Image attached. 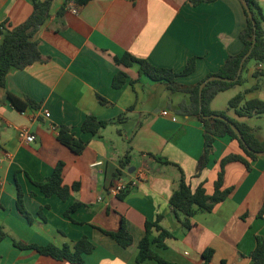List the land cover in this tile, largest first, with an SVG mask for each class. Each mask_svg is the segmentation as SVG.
Here are the masks:
<instances>
[{"label":"crops","instance_id":"0c3cea01","mask_svg":"<svg viewBox=\"0 0 264 264\" xmlns=\"http://www.w3.org/2000/svg\"><path fill=\"white\" fill-rule=\"evenodd\" d=\"M257 1L264 10V0ZM69 2L53 0L51 17L36 36L42 60L11 70L6 87L0 88V229L6 233L0 243V264H72L20 249L15 243L73 248L83 237L96 246L84 256L85 264H158L137 261L146 222L158 217L161 227L174 236L165 239L166 246L152 248L172 264H203L208 249L214 251L209 264H255L251 253L256 237L264 236V218H258L264 204V155L252 163L251 171L240 162L229 163L224 188L233 187V192L212 212L196 214L192 228L186 230L170 205L181 171L193 190L203 184L212 195L222 159L243 151L229 136L218 138L207 169L195 177L204 128L197 118L178 111L180 103L189 102V95L172 93L165 83L139 77L137 67L128 69L114 61L115 56L130 53L157 67L182 72L190 59L197 58L196 70L178 78L182 85H197L243 50L240 33L247 17L242 2L217 0L195 7L188 0H93L77 13L68 9L60 15ZM32 13L31 0H0V27L3 23L17 27ZM119 72L128 73L129 79L122 89H115L113 80ZM256 72H261L259 78ZM242 75L243 84L220 93L212 110L226 112L217 106L220 95H227L231 118L236 115L229 101L240 92L249 90L247 101L264 100V63L250 62ZM8 93L31 98L38 106L21 112ZM99 95L109 104H102ZM89 115L126 119L92 135L81 130ZM245 121L264 141V116ZM60 125L70 127L87 143L81 155L58 141ZM22 128L36 141L22 140ZM128 151L131 160L122 169L120 161ZM151 155L176 165L162 164ZM60 161L66 164L64 184H81L67 201L57 195L47 197L30 180H46ZM120 184L127 185L123 199L119 198L123 192L112 193ZM19 186L32 222L18 209ZM75 203L81 206L67 217ZM123 220L134 238L128 248L94 227L116 232ZM158 235L154 231L152 238Z\"/></svg>","mask_w":264,"mask_h":264},{"label":"trees","instance_id":"16d2710c","mask_svg":"<svg viewBox=\"0 0 264 264\" xmlns=\"http://www.w3.org/2000/svg\"><path fill=\"white\" fill-rule=\"evenodd\" d=\"M93 0H71L64 5L59 14H63L65 10L73 3L78 9L84 7ZM217 0H188L192 6H199L202 3H212ZM244 7L247 17V25L240 33V39L243 43V50L237 54L230 56L225 64L218 72L209 74L204 80L194 86H185L178 82V78L192 74L197 67V58H192L188 62L186 68L182 72H176L172 69L161 68L153 65L148 60L137 58L130 53H124L122 56H115L114 61L118 65L125 68H138L139 77L146 76L155 82L165 83L168 90L172 93H184L189 95V102H182L178 106V111L182 115L197 118L204 128V149L199 158L195 177H200L207 169L211 155L214 153V144L218 138L229 136L232 140L239 143L243 153L229 154L222 159L220 163V171L215 182L214 193L208 195L203 184L196 189H192L191 183L186 175L181 171V180L178 189L170 198V205L173 207L177 218L181 221L186 230H190L193 226L192 218L200 212H212L215 207L224 202L234 188H224L225 168L229 163L240 162L251 171L252 163L257 161L264 155V141L260 140L254 128L245 120L253 117L264 116V100L254 99L247 101L245 94L249 90L240 92L229 101V109L235 112L236 118L229 117L225 112L214 111L211 108L213 100L223 92H226L236 86L243 84V75L241 74L236 81L226 82L221 80H212L207 83L200 94V86L210 77H221L224 79L235 80L244 57L249 53L251 48L254 49L251 55L244 63L243 71L252 61L256 63H264V10L257 0H240ZM33 5V13L29 19L23 24L8 28L5 23L0 27V88L6 87L7 77L13 69H25L34 63L41 61L42 56L39 50V42L36 39L37 34L51 17V8L53 0H31ZM245 3L251 11L248 13ZM254 40L256 44L254 45ZM243 73V72H242ZM261 72H256L254 76L259 78ZM129 75L126 72H119L113 80L115 89H122L128 82ZM135 81H131L134 85ZM257 87L252 90H256ZM102 104H109V101L102 96H98ZM8 99L11 104L19 111L23 112L28 107L37 108V104L31 99L21 98L8 93ZM224 117L223 120L219 117ZM126 119L124 115L115 121L100 120L93 115H89L82 124L83 133L98 135L102 130L114 123H121ZM235 125L241 132L240 138L233 126ZM58 130V141L74 154L81 155L87 148V143L76 136L70 127L60 125L56 127ZM155 160L165 165H176L167 158L161 156H153ZM131 157L128 151L124 158L120 161V168L124 169L130 163ZM66 164L60 161L53 174L46 180L38 182L30 177L31 182L37 186L41 192L50 197L57 195L63 201H67L73 192L79 191L80 182L74 183L72 186L64 184L63 174ZM179 167V166H178ZM121 174V170L118 171ZM123 192L119 198L123 199ZM19 211L30 221H33L32 215L27 211L24 204V195L19 186L17 199ZM81 206L80 203L73 204L66 212V216L70 217L71 213ZM181 215L183 219H181ZM40 216L45 220L43 214ZM258 218H264V204L258 213ZM162 217H158L154 222L147 221L145 225L146 235L139 244V254L137 261L143 263L147 260H154L158 264H172L161 256H159L152 248L153 244L161 247L165 245V239L173 237V233L163 229L160 225ZM105 235L114 239L123 248L130 247L134 238L128 231L125 221H122L121 227L116 232L107 231L94 226ZM154 231L159 232L158 236L152 238ZM6 238V233L0 229V243ZM17 247L25 250H35L39 254L52 257L59 261H68L72 264H85L84 256L91 254L96 246L87 238L80 239L73 248L65 246H56L55 244L37 245L26 243H15ZM214 251L208 249L203 253L204 263L209 264L213 258ZM251 258L255 264H264V236L256 237V247L251 253ZM225 264V263H223Z\"/></svg>","mask_w":264,"mask_h":264},{"label":"built area","instance_id":"2783aa9c","mask_svg":"<svg viewBox=\"0 0 264 264\" xmlns=\"http://www.w3.org/2000/svg\"><path fill=\"white\" fill-rule=\"evenodd\" d=\"M134 1V0H129ZM68 9H70L73 13H77V7L74 4H70ZM164 115H168V112H163ZM19 136L22 140H24L26 143H33L36 141V136L31 134L26 128H22L19 131ZM10 156H8L9 158ZM102 163H96L94 166L101 165ZM127 189V185L120 184L113 188L112 193L113 194H120L121 192H124Z\"/></svg>","mask_w":264,"mask_h":264},{"label":"water","instance_id":"95a60500","mask_svg":"<svg viewBox=\"0 0 264 264\" xmlns=\"http://www.w3.org/2000/svg\"><path fill=\"white\" fill-rule=\"evenodd\" d=\"M245 5H246V8H247L248 13L251 15L250 8L248 7V5H247L246 3H245ZM255 44H256V40H254V45H255ZM253 49H254V46L251 48V50L249 51V53H248V54L244 57V59L242 60L241 65H240V68H239V71H238V76H237V78H236L235 80L224 79V78H221V77H210L209 79H207V80H206V81L200 86V94H202L205 85H206L207 83H209L210 81H212V80H221V81H226V82H231V81H236V80H238L239 77H240V75H241L242 72H243L244 63H245V61L248 59V57L251 55ZM212 117H215V118H216V117H219V118H221V119H223V120H226L224 117H220V116H212ZM232 126H233L234 130L236 131V133L238 134V136L241 138L242 135H241L240 130H239L235 125H232ZM133 171H134V170H132L131 172H133Z\"/></svg>","mask_w":264,"mask_h":264},{"label":"rangeland","instance_id":"374dc122","mask_svg":"<svg viewBox=\"0 0 264 264\" xmlns=\"http://www.w3.org/2000/svg\"><path fill=\"white\" fill-rule=\"evenodd\" d=\"M217 106L220 109H223L224 111H226L225 113L228 114V99H227V95H220L217 99ZM230 117V116H229Z\"/></svg>","mask_w":264,"mask_h":264}]
</instances>
